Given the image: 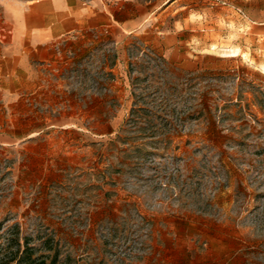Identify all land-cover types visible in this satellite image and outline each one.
I'll return each mask as SVG.
<instances>
[{"label": "rangeland", "instance_id": "rangeland-1", "mask_svg": "<svg viewBox=\"0 0 264 264\" xmlns=\"http://www.w3.org/2000/svg\"><path fill=\"white\" fill-rule=\"evenodd\" d=\"M31 1L0 0V61L11 9ZM87 1L123 17L142 6L155 33L99 45L62 74L82 116L79 164L44 172L0 139V258L19 234L38 248L53 238L57 264H264V29L244 25L249 0ZM3 104L0 91L4 135Z\"/></svg>", "mask_w": 264, "mask_h": 264}, {"label": "crops", "instance_id": "crops-1", "mask_svg": "<svg viewBox=\"0 0 264 264\" xmlns=\"http://www.w3.org/2000/svg\"><path fill=\"white\" fill-rule=\"evenodd\" d=\"M249 2L245 12L238 9L244 25L252 30L262 24L264 29V10L259 20L251 8L260 1ZM233 16L240 19L241 14L235 11ZM156 20L155 14L142 6L123 17L112 6L87 0H34L13 7L10 36L0 61V91L5 104L1 107L11 109L10 126L0 139L14 141L33 161L41 159L44 172H60L64 165L79 164L82 116L76 111L80 106L75 94L71 100L66 98L70 89L62 74L99 45H128L130 36L145 35L151 27L155 33ZM171 62L193 70L194 59L188 54H174ZM124 63L126 58L119 54L112 65L105 63L104 67L111 74L122 75ZM119 86L117 80L111 90ZM36 107L43 112H35ZM39 147L41 152L31 151Z\"/></svg>", "mask_w": 264, "mask_h": 264}, {"label": "trees", "instance_id": "trees-1", "mask_svg": "<svg viewBox=\"0 0 264 264\" xmlns=\"http://www.w3.org/2000/svg\"><path fill=\"white\" fill-rule=\"evenodd\" d=\"M31 239H25L22 244L19 239H12L5 255L0 258V264H57L59 250L53 238H46L41 248L37 245H30ZM16 247V249H14ZM42 248L48 249L49 253H40Z\"/></svg>", "mask_w": 264, "mask_h": 264}]
</instances>
